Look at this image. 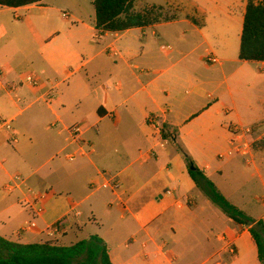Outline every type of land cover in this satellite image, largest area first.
I'll use <instances>...</instances> for the list:
<instances>
[{"label":"crops","instance_id":"1","mask_svg":"<svg viewBox=\"0 0 264 264\" xmlns=\"http://www.w3.org/2000/svg\"><path fill=\"white\" fill-rule=\"evenodd\" d=\"M93 2L0 6V70L7 81L20 84L21 97L18 103L0 92L2 116L14 121L19 138L16 144H0V236L24 245L61 246L98 236L107 244L112 264H260L249 229L236 225L197 187L183 154L232 204L264 221V144L254 147L251 159L218 158L229 148L232 127L264 129V96L255 98L245 89L243 67L256 62L242 61V75L230 66L228 7L210 0L215 14L210 18L212 8L190 1L204 19L188 15L104 33L96 29ZM247 2L243 0V20ZM134 10L138 12L135 4ZM212 24L219 48L206 33ZM171 36L176 47L168 46L170 51L196 56L180 70L175 64L164 68L161 42ZM211 56L220 63L209 64ZM256 64L264 68V63ZM29 71L40 75L39 90L25 85ZM54 86L58 96L48 106L40 95ZM186 86L192 88L190 97ZM154 115L162 117L168 139L158 137L149 124ZM78 123L88 127L91 155L56 161L66 145L65 128ZM14 173L46 195L40 216L24 205V190L4 191ZM106 176L121 183L120 191L99 188ZM256 178L258 188L243 192V185ZM34 220L36 228L25 231ZM61 220L63 230L50 233ZM224 233L232 238L234 255L222 247Z\"/></svg>","mask_w":264,"mask_h":264},{"label":"trees","instance_id":"2","mask_svg":"<svg viewBox=\"0 0 264 264\" xmlns=\"http://www.w3.org/2000/svg\"><path fill=\"white\" fill-rule=\"evenodd\" d=\"M43 0H0L1 7L21 8L41 5ZM135 0H94L96 29L104 33H124L161 22L152 12H136ZM239 60L264 63V0H248L241 34ZM167 128L163 136L168 139ZM191 178L206 197L236 225L247 227L254 239L260 264H264V221L255 220L232 204L188 153L183 151ZM196 169L193 171L191 167ZM0 264H112L107 244L91 236L71 246L52 242L20 244L0 236Z\"/></svg>","mask_w":264,"mask_h":264},{"label":"built area","instance_id":"3","mask_svg":"<svg viewBox=\"0 0 264 264\" xmlns=\"http://www.w3.org/2000/svg\"><path fill=\"white\" fill-rule=\"evenodd\" d=\"M67 17V16H66ZM114 56H118L117 51H113ZM207 62L209 64L220 63L214 56L208 57ZM26 86H29L33 90H39L43 86V82L38 73L32 72L25 77L24 81ZM20 89V84L12 83L6 80L4 72L0 70V92H5L13 96V98L20 103L21 97L18 94ZM59 88L57 86L50 87L40 95V99L44 101L48 106H52L56 101L58 96ZM149 124L152 125L156 131V135L162 138L164 131V124L162 123V117L159 115L151 116L148 120ZM66 145L62 152L66 161L75 162L82 158H88L92 152V144L87 138L88 127L84 124L78 123L65 128ZM232 138L229 142V148L222 152L218 158L220 160L231 159L236 155H241L244 157H250L254 154V147L257 142L263 136L253 139L255 134V129L252 126H234L230 129ZM19 138L14 129L13 120H5L0 117V144L6 143L9 145L16 144ZM97 188V187H95ZM99 188L110 190L112 192H118L121 189V183L115 177H107L105 182H103ZM18 190L25 191V197L23 203L25 206L29 207L35 216H40L43 212L41 203L46 198L45 194L36 193L31 187L28 186V179L21 175L20 173H14L7 184L4 186V191L8 194L13 193ZM171 194L170 191L167 192ZM80 215V213H79ZM64 220H61L54 224L50 228V233L60 232L63 230ZM36 228V222L31 221L27 223L25 231H31ZM227 249L231 254H235V250L232 246L230 240L225 242Z\"/></svg>","mask_w":264,"mask_h":264},{"label":"rangeland","instance_id":"4","mask_svg":"<svg viewBox=\"0 0 264 264\" xmlns=\"http://www.w3.org/2000/svg\"><path fill=\"white\" fill-rule=\"evenodd\" d=\"M190 1H197V0H135V6L137 7L138 12H144V11H150L152 12V18L161 20V22H169L174 20H184L187 19L188 15H192L197 19H204V17L200 14H197L193 9H191V3ZM221 1L222 5H225L228 7L226 10L227 15V31H226V37L228 39V57L231 60V65L237 69V75H242V61L239 60V53H240V44H241V34H242V28H243V0H219ZM247 1V0H246ZM148 2V3H147ZM201 4H203L207 8H212V5L210 0H199ZM149 4V5H148ZM230 4V6H229ZM211 14H209L210 18L215 16L213 12V8L211 10ZM8 17H11L8 13ZM181 29L185 28V25L180 24L178 25ZM173 28L170 27H164L163 30H169ZM152 32L151 30L148 32ZM206 33L208 34L209 39L211 42L214 43L216 48L220 47V44H217L216 38H217V27L215 24H212L209 26V31ZM170 36V35H167ZM167 38V42H161L162 50L164 51V54L167 57V61L165 62L164 68L172 67L174 64L176 65L175 70H180L187 64H189L194 58L196 57L193 54H190V51H185L183 54H179L177 52L170 51L167 47L173 46L176 47V44L173 42L175 37H170L171 39ZM158 41V40H157ZM160 43V41H158ZM216 57V56H215ZM218 58L222 59V56H219ZM139 65L142 63L140 61L135 62ZM243 70L246 71V92L249 95H254L255 98L260 97L261 95L264 96V68L262 65H257L256 63H247L245 67H243ZM33 71L26 72V76ZM188 91V94L186 92ZM185 96L190 97L192 94V88L189 86L185 87L184 90ZM0 117L4 118L2 116L1 112V106H0ZM264 129L262 131H255V134L253 136V139H257L260 136H263ZM264 137V136H263ZM264 139V138H263ZM259 140V142L256 143V146L263 145L264 141ZM221 149H217V151H220ZM57 155V154H56ZM64 155L56 156V161L64 160ZM48 167V166H47ZM259 183L257 178L253 179L251 183L243 185V192H247L250 187L258 188ZM261 193L263 191H260ZM264 194V192L262 193ZM247 228V227H246ZM196 236L201 241H203L202 233L197 230ZM219 240L222 244V247H224L225 252L227 249L226 241L230 240L232 242V238L228 237L226 233L220 235ZM221 250L220 252H222ZM234 255V254H233ZM218 264H223L221 262H218Z\"/></svg>","mask_w":264,"mask_h":264},{"label":"water","instance_id":"5","mask_svg":"<svg viewBox=\"0 0 264 264\" xmlns=\"http://www.w3.org/2000/svg\"><path fill=\"white\" fill-rule=\"evenodd\" d=\"M195 169H196V168H195L194 166H192V167H191V170H193V171H194Z\"/></svg>","mask_w":264,"mask_h":264}]
</instances>
